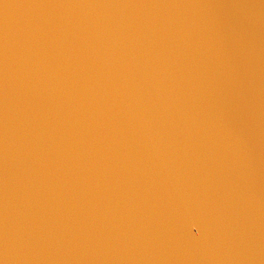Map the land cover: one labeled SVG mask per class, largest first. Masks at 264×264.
I'll list each match as a JSON object with an SVG mask.
<instances>
[{"label": "water", "instance_id": "1", "mask_svg": "<svg viewBox=\"0 0 264 264\" xmlns=\"http://www.w3.org/2000/svg\"><path fill=\"white\" fill-rule=\"evenodd\" d=\"M0 264H264V0H0Z\"/></svg>", "mask_w": 264, "mask_h": 264}]
</instances>
